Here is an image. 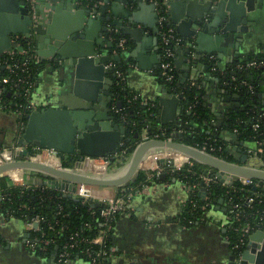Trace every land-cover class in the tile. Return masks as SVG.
Returning a JSON list of instances; mask_svg holds the SVG:
<instances>
[{
	"label": "crops",
	"instance_id": "obj_1",
	"mask_svg": "<svg viewBox=\"0 0 264 264\" xmlns=\"http://www.w3.org/2000/svg\"><path fill=\"white\" fill-rule=\"evenodd\" d=\"M41 1L36 0V3L41 5ZM74 1L79 6L91 4V10L98 4L96 0ZM140 1L144 5L142 15L152 20L151 25L130 23L119 12L113 14L111 4L105 13L90 11V16L98 22L100 40L104 41L103 52L97 57L77 58L73 62L55 57L40 60L33 95L38 107L86 108L96 113L111 111L116 76L107 64L118 62L123 66L127 88L138 94L142 104L155 107L157 127L164 125L183 131V115L189 110L180 95L170 91L160 74L157 17L161 12L180 38L173 58L177 81L184 86L192 82L200 89L201 102L207 111L206 130L224 142L230 161H235L234 146L240 149L239 159L244 153L252 157V161L259 158L250 153L253 144L226 126L229 110L237 99L236 91L226 78L237 61L264 52V0H156L157 9L149 6L155 0ZM123 7L141 10L136 2ZM115 29H124L129 38L127 48L120 53L112 49L109 36ZM33 37L34 33L29 38L35 48ZM251 78L254 105L264 114V68L253 73ZM171 96L178 101L167 105L165 118L168 122L162 124L156 119L162 111L159 97L170 99ZM14 117L10 109H0V147L14 142ZM134 130L130 128L131 133ZM154 156L164 158L162 165L155 166L160 170L159 178L139 190L130 191L127 210L118 213L114 220L108 264H264L262 227L245 230L243 244L234 248L235 243L232 245L226 235L231 205L225 200L219 207L216 204L205 210L197 220L186 219L183 211L189 187L170 174L174 173L171 170L174 166L165 164V154L149 158ZM178 165L179 169L180 163ZM155 167L146 166L144 170L152 171ZM4 175L16 185H43L38 172L27 175L26 169L15 168ZM118 187L96 186L95 190L99 194L115 195ZM205 195L206 189L201 185L198 196L205 198ZM26 233L25 222L0 216V264H88L83 258L57 263L52 256L40 255L28 245Z\"/></svg>",
	"mask_w": 264,
	"mask_h": 264
},
{
	"label": "water",
	"instance_id": "obj_2",
	"mask_svg": "<svg viewBox=\"0 0 264 264\" xmlns=\"http://www.w3.org/2000/svg\"><path fill=\"white\" fill-rule=\"evenodd\" d=\"M98 4L91 10L89 6H79L74 0H43L38 5L35 0L34 9H30L26 0H0V54L16 46L13 41L16 36L29 37L34 33L35 50L42 61L47 57L73 62L77 58L98 56L103 52L104 41L97 33L98 22L90 16L93 13H105L111 4L113 14L134 23L152 24V20L142 15L140 0H96ZM101 3H100V2ZM136 2L141 10L124 8L123 5ZM150 7L154 5L150 4ZM143 16V17H142ZM156 28V27H155ZM230 36L232 33H229ZM264 54V52H263ZM53 59V58H52ZM166 96L170 94L166 93ZM236 95V96H235ZM237 98L238 95L234 94ZM226 99H229L227 96ZM172 101L178 98L171 96L159 97L162 106L160 117L156 118L162 124L167 123L165 110ZM120 105V102H116ZM142 129L130 132L129 122L116 123L111 111L97 113L86 108H70L66 106H46L31 110L26 116L22 132L13 141L22 147L15 151L17 159L0 164V176L10 169H31L50 177L43 184L59 190H66L65 195L77 199L71 194L73 184L84 183L98 187H118L130 184L136 178L145 155H158L164 150L173 151L181 156L173 160V166L180 165L187 158L192 159L208 168L203 170L213 174L219 181L229 184L233 180L250 179L253 189L264 191V161L262 158L248 157L244 153L239 159L240 151L236 146L232 152L235 161L217 157L198 147L182 141L180 132L174 138L142 137ZM139 138L127 161L118 173H96L88 171L91 157H102L116 152L124 140ZM247 147L248 145L245 144ZM31 147L52 149L59 154L56 156L57 165H50L29 158ZM78 155L72 166L62 165V156ZM163 157H157V165H162ZM171 165V167H172ZM164 178L165 174L162 173ZM60 181V182H59ZM62 181V182H61ZM59 182V183H58ZM223 198L217 202L221 204ZM93 204L98 205L97 202ZM38 224L33 223V227ZM29 236V233L25 234Z\"/></svg>",
	"mask_w": 264,
	"mask_h": 264
},
{
	"label": "trees",
	"instance_id": "obj_3",
	"mask_svg": "<svg viewBox=\"0 0 264 264\" xmlns=\"http://www.w3.org/2000/svg\"><path fill=\"white\" fill-rule=\"evenodd\" d=\"M168 23H165V26ZM112 39V49L121 52L122 49L117 47V42L120 38L126 39V46L129 44L128 34L124 29L112 30L109 32ZM29 44L20 40L18 49H25ZM29 56V54L25 55ZM17 59L24 58V55L15 54ZM250 59H264V54H257L253 56H246L240 61L245 62ZM121 68V63H116ZM41 63L30 62L28 63L29 71L32 78L36 81L37 72ZM261 69V68H259ZM259 69H233L227 75L228 80H232L233 84L238 87V97L236 103L230 108L226 126L234 129L240 138L248 140L253 144V148H262L261 157L264 160V116L260 117L262 113L259 108L254 105V96L243 86L239 85L241 80H245L252 84L253 73ZM166 85L170 91L180 93L185 108L189 113L183 115L182 126V141L201 148H207L212 145L215 147L212 153L223 159L229 160V154L226 151L225 144L222 140L214 137L206 129L207 111L203 107L200 98V89L195 85L180 84L177 78ZM112 92L115 96V104L117 101L120 105L116 104L117 110L112 111L111 115L116 123L123 121L134 122V129L141 130L146 127L148 132L153 133L157 127L155 121V107L144 105L141 99H135L131 102L127 98L133 94L125 83L119 85L114 84ZM4 99H11L13 102L20 101L22 97L14 95L6 96L2 94ZM10 105V104H9ZM14 108V107H13ZM25 118H23V121ZM189 122L192 124L190 125ZM257 123L254 128L253 124ZM133 127V126H130ZM164 127V125H161ZM132 129V128H131ZM170 130V128H167ZM139 141V138H132L127 141L124 140L120 148L116 151V156L110 158V168H116L127 161L134 146ZM221 147L220 150L216 149ZM62 165L72 166L73 162L78 159V155L62 156ZM157 157L154 156L145 160L141 166H151V162L156 161ZM208 167L191 160V164L184 163L180 165L179 169L171 175L176 176L180 181L189 187V198L185 204L183 216L186 219H199L204 211L216 205L220 198H223L231 205V211L228 212L230 222L226 227V235L228 240L233 245L244 238L242 229L248 225L250 229L259 227L264 228V191L261 188L253 189L250 185L243 184L240 180H233L231 183L226 184L214 178L208 184H205L206 189L205 198L198 196V189L201 185V178L199 174ZM147 170H139L136 178L127 186H121L117 189V195H129L130 191L139 190L145 184L151 181H157L159 176H156L153 171L150 173L153 176L147 179ZM50 177L45 176L43 181L49 180ZM248 198H252L251 202H247ZM103 205H95L91 201H84L82 198H72L59 189L52 188L43 184L41 186H26L16 185L7 177V175L0 176V216L4 218H16L23 222L31 220L35 216H39L38 228L30 232L31 238H35L38 244H42V239H51L52 242L46 245L45 250L36 248V253L44 256H52L53 252L60 250L62 244H70L74 240L76 244L73 247H68L70 252L69 261L73 259L83 258L86 259L83 249L87 246L94 250H98L99 246L96 244H89L87 241L81 239H91L98 235L99 231L106 228L103 224L104 219L100 216V210ZM116 217V216H115ZM109 221L114 225V220ZM104 236L103 247L108 252L112 251L111 233L112 229L106 232ZM55 256V255H54ZM55 259V258H54ZM109 257L104 260L108 263Z\"/></svg>",
	"mask_w": 264,
	"mask_h": 264
},
{
	"label": "built area",
	"instance_id": "obj_4",
	"mask_svg": "<svg viewBox=\"0 0 264 264\" xmlns=\"http://www.w3.org/2000/svg\"><path fill=\"white\" fill-rule=\"evenodd\" d=\"M28 2V5L30 9H34L35 7V0H26ZM154 6L156 9L159 7V4L157 1H154ZM158 25L160 28V53H161V61H160V74L165 81V83L173 82L176 79V73L174 69V63H173V58H174V49L175 46L180 42V38L178 35L175 33L174 28L166 23V16L162 14L161 12H158ZM20 40L26 41L29 46L25 49H18L17 51L15 50L18 48L20 44ZM16 44V46L11 47L10 49H7L4 51L2 54H0V109L5 110V109H10L11 112L15 116V123H16V138L20 135L22 132V128L24 125L23 118L33 109L39 108L36 102L33 100V95L35 94V80L32 78L31 73L29 71L28 63L29 61L31 62H40V58L33 46V40H31L29 37H18L16 36L13 40ZM126 39L125 38H120L117 42V47L124 50L126 48ZM20 54L24 55V58L17 59L14 57L15 54ZM29 54V56H25ZM107 66H111L114 69L115 76H116V85H119L121 83H124V71L120 66H118L115 62H110L107 64ZM247 69V70H252V69H259V68H264V59L256 60V59H250L246 60L245 62L242 61H237L233 65V69ZM226 80L230 83V87L232 90L236 91L235 93L238 94V87L236 85L238 84H233L232 80ZM190 85H193L191 82ZM240 86L245 87L252 95L253 93V85L245 80H241L239 82ZM6 93V96L9 98V96L14 95L17 97H22L20 101H15L13 102L11 99H4L2 97V94ZM180 93H178L179 95ZM181 97V96H180ZM139 96L136 93H133L130 97L127 98V101L131 102L135 99H138ZM142 103V101H141ZM10 104V105H9ZM151 106V105H150ZM14 107V108H13ZM111 111L117 110L115 100L111 103L110 106ZM260 117H263L264 114L260 113ZM155 118V115H154ZM123 122H129V127L134 129V122L130 121H123ZM258 125L257 123L253 124V127L256 128ZM180 132L181 134L183 131L181 130H167L166 127H158L153 133H149L147 128L144 127L142 128V133H145V135L141 138L146 139V138H164V139H170L174 138L173 135ZM22 147L18 146L15 141L10 144L9 146L5 147H0V164L11 161L13 159H17L18 156L15 154V151L18 149H21ZM221 147H218L216 149L220 150ZM39 149L38 147H31V154L29 158H34L41 153H38L35 155V151ZM203 151H206L208 153H212L214 151L215 147L210 145L208 148L206 146H202L200 148ZM43 150V153L46 154H52L55 157L59 156L57 152H55L52 149H40ZM250 153L253 155L262 158L261 153H262V148H253L249 149ZM170 151V150H169ZM171 152V151H170ZM173 152V151H172ZM116 152L102 156V157H91L90 159L100 160L102 162H105L106 164H110V158L113 156H116ZM177 156V153L174 154ZM179 155V154H178ZM214 155V154H213ZM166 162L165 164L170 166L174 162L173 160L175 159L174 156L166 154ZM181 156V155H179ZM216 156V155H215ZM219 157V156H217ZM178 158V157H176ZM221 158V157H220ZM172 159V160H171ZM62 160V159H61ZM191 160L187 158L184 163L191 164ZM263 160V159H262ZM99 161V162H100ZM264 161V160H263ZM178 164L177 166H174L172 168V172L175 173V171L178 170ZM171 167V166H170ZM155 175H159L160 170L158 167L152 168L151 169ZM151 171L147 172V179L151 178L153 176ZM199 177L201 178V185L208 184L210 181H212L214 178H216L213 174L202 171L199 174ZM240 181L245 184V185H250L253 181L250 179H240ZM14 184V183H13ZM146 185V184H145ZM200 185V186H201ZM96 186L84 184V183H75L73 184V189L71 190V194L74 197L77 198H82L84 201H91L92 203L97 202L98 205L102 204L103 208L100 210V216L104 219L103 224H106V228L104 230L99 231L98 235H96L94 238L91 239H81L84 241H87L89 244H96L99 246L98 250H94L90 248V246H87L83 249V253L86 257V260L88 264H106L104 263V260L107 259L111 253H108L104 249L103 241H104V236L107 234L106 232L112 229V225L110 224L109 221L113 220L114 217L123 211L127 210L128 206V201L130 198V195L124 196V195H105V194H99L95 190ZM64 193L68 192L66 190H61ZM252 198H248L247 202H251ZM36 222L38 224L39 222V216L33 217L31 220L26 221L25 224L28 228V233H29V238L27 240L28 245L30 246L31 249L36 250H45L46 245L52 242L51 239H42V244H38V241L40 242V239L37 240L35 238H31L30 232L32 230H36L38 228V225L36 227H33V223ZM249 226L246 225L242 231L244 233L245 230H248ZM264 230V228H263ZM74 244H76V241L74 240L70 244L64 243L62 244L60 250L57 252L56 250L53 252V258L57 263H67L69 261V254L70 252L67 250L68 247H73ZM243 244V239H240L239 242H236L233 247L237 248L240 245ZM55 255V256H54ZM108 264V263H107Z\"/></svg>",
	"mask_w": 264,
	"mask_h": 264
},
{
	"label": "rangeland",
	"instance_id": "obj_5",
	"mask_svg": "<svg viewBox=\"0 0 264 264\" xmlns=\"http://www.w3.org/2000/svg\"><path fill=\"white\" fill-rule=\"evenodd\" d=\"M14 122H15V117H14V121L12 122V125L14 126ZM16 129V128H15ZM14 132L16 133V131L14 130ZM17 134V133H16ZM41 148L37 149L35 151V155L38 154V153H41V155L43 156H46L47 154L46 153H43V150H40ZM162 154H168V155H171V156H175L174 153L171 151H167V150H164L162 153H159V156H162ZM55 157V156H54ZM56 158V157H55ZM148 159V158H147ZM146 159V160H147ZM57 160V158H56ZM91 162L89 163L90 166L87 167V170L88 171H94L96 173H99V174H102V173H113V172H116L120 167H122V165L116 167V168H110L109 167V164H106L105 162H102L100 160H94V159H89ZM100 161V162H99ZM145 161V160H144ZM143 161V162H144ZM58 161H56V164H57ZM125 163V162H124ZM33 172H38V171H35V170H31V169H26V174H33ZM40 173L41 175V178H42V182L44 180V177L45 175H43L41 172H38Z\"/></svg>",
	"mask_w": 264,
	"mask_h": 264
},
{
	"label": "bare ground",
	"instance_id": "obj_6",
	"mask_svg": "<svg viewBox=\"0 0 264 264\" xmlns=\"http://www.w3.org/2000/svg\"><path fill=\"white\" fill-rule=\"evenodd\" d=\"M152 155H156V154H153V153H149V154H147V155H145V157H144V159H143V161L144 160H146L147 158H149L150 156H152ZM152 158V157H151ZM34 160H37V161H40V162H43V163H47V164H50V165H57L56 164V158L54 157V155H52V154H47L46 156H42L41 154L40 155H38V156H36L35 158H34ZM143 161L141 162V165H142V163H143ZM91 162V161H90ZM90 162H88V165H89V163ZM157 165V160L156 161H153V162H151V166L152 167H155ZM121 168L122 167H120L115 173H118L120 170H121ZM60 182V181H59ZM58 182V183H59ZM62 182V181H61Z\"/></svg>",
	"mask_w": 264,
	"mask_h": 264
},
{
	"label": "flooded vegetation",
	"instance_id": "obj_7",
	"mask_svg": "<svg viewBox=\"0 0 264 264\" xmlns=\"http://www.w3.org/2000/svg\"><path fill=\"white\" fill-rule=\"evenodd\" d=\"M126 48H127V46H126Z\"/></svg>",
	"mask_w": 264,
	"mask_h": 264
}]
</instances>
